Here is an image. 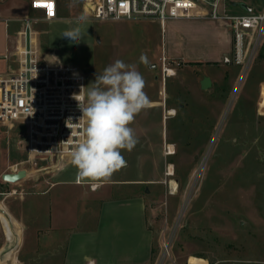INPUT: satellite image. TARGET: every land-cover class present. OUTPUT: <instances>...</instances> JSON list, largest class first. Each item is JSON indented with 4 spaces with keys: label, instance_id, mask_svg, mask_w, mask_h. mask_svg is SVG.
I'll return each mask as SVG.
<instances>
[{
    "label": "rangeland",
    "instance_id": "obj_1",
    "mask_svg": "<svg viewBox=\"0 0 264 264\" xmlns=\"http://www.w3.org/2000/svg\"><path fill=\"white\" fill-rule=\"evenodd\" d=\"M224 6L237 11L230 0H221L220 11ZM80 16L85 15L72 17L70 28L64 25L51 37L61 59L79 62L88 85L117 59L134 65L151 101L131 125L139 142L131 152L122 150L126 165L100 189L147 198L156 234L154 261L167 247L171 256L163 264H172L171 259L178 264H264V40L246 69L223 63L213 53L215 34H223L219 20L168 19L162 26L157 18L86 16L79 25L83 39L72 43L62 36L78 26ZM222 39L231 54L230 34ZM15 69L11 63L9 71ZM205 76L212 84L203 89ZM172 109L173 115L168 113ZM24 131L22 122L0 126V264H61L63 250L54 244L27 249L26 235L24 247L26 229L12 219L14 204L46 216L57 204L54 195L61 198L58 207L67 195H76L81 218L94 183H58L43 193L49 183L39 180H51L59 165L71 163V155L41 156L35 164L24 148ZM169 144L174 145L171 154ZM20 169L29 172L27 178L2 182V173ZM76 171L72 164L57 178H75Z\"/></svg>",
    "mask_w": 264,
    "mask_h": 264
},
{
    "label": "crops",
    "instance_id": "obj_2",
    "mask_svg": "<svg viewBox=\"0 0 264 264\" xmlns=\"http://www.w3.org/2000/svg\"><path fill=\"white\" fill-rule=\"evenodd\" d=\"M32 1L0 0V76L11 72L9 71L11 63L16 68L18 66V50L26 43L23 31L27 18L32 19L34 33L32 40L36 42L41 60L49 62L50 57L51 62L54 59V61L62 63H75L77 65L79 63L75 60H62L59 49L54 48L51 44V37L64 25H68L70 28L72 17L79 14L91 16L89 0H76L75 3L74 0H54L57 13L52 19L45 17L44 9L33 8ZM230 1L237 11L231 13L227 11L226 6L222 11L226 10L231 15L250 12L239 4L241 2L250 6L251 11H259L264 7V0ZM180 19L199 20V18ZM219 21L220 26H223V34H215L216 45L213 53L220 57L219 60H222L225 55H230L228 50L224 49L222 37H225V34L227 36L230 34L233 47V34L229 21ZM165 23L161 25L164 26ZM219 51L221 52L219 53ZM210 53L212 54V52ZM7 54L9 58H6ZM70 165L72 164L69 161L59 165L61 170L53 173L51 180H39V184L49 183L47 188H43L42 192L44 193L58 183H69L76 186L94 183L91 187V197L83 210L86 214L80 218L79 200L76 195H65L66 201L63 200L64 203L61 201L59 207L58 200L61 198L54 195L52 199L57 204L50 208V212L46 216L36 215L30 210L27 211L14 204L12 219L26 229L24 230V247H26V235H29L30 244H28L27 249H31L35 243L42 244L48 249L51 248V244H54L55 248L62 249L63 260L61 264H67V262L72 264L152 263L156 254V234L151 223L147 198L140 193H132L127 196L108 194L107 191L100 189L107 180L81 178L77 175L78 169L75 178H57L60 172ZM23 198L25 195L21 197V199Z\"/></svg>",
    "mask_w": 264,
    "mask_h": 264
},
{
    "label": "built area",
    "instance_id": "obj_3",
    "mask_svg": "<svg viewBox=\"0 0 264 264\" xmlns=\"http://www.w3.org/2000/svg\"><path fill=\"white\" fill-rule=\"evenodd\" d=\"M88 3L91 16L99 20L149 17L159 19L161 24L180 18L229 21L233 52L225 55L223 62L246 65V69L264 40V7L259 11L231 15L226 10L220 11L221 0H89ZM32 7L44 9L47 19L54 18L57 13L54 0H33ZM23 35L26 43L18 50L17 68L0 76V126L24 124V148L29 160L37 164L41 156L71 155L82 140L84 122H79L82 113L72 97L79 94L81 85L88 86V78L75 63L41 60L36 42L32 40L31 18L25 20ZM248 40L253 41L246 55ZM1 180L14 184L2 177ZM170 256L166 247L162 256L150 264H163ZM171 261L178 264L174 259Z\"/></svg>",
    "mask_w": 264,
    "mask_h": 264
},
{
    "label": "clouds",
    "instance_id": "obj_4",
    "mask_svg": "<svg viewBox=\"0 0 264 264\" xmlns=\"http://www.w3.org/2000/svg\"><path fill=\"white\" fill-rule=\"evenodd\" d=\"M87 19L80 16L78 26L66 30L62 37L79 43L83 39L79 25ZM140 59L144 61L145 56ZM145 87L135 66L117 59L102 73H96L87 87L81 85L79 94H73L82 113L79 122H84L83 138L71 152V163L79 177L107 180L126 165L122 150L131 152L139 142L131 125L151 103ZM85 89L86 94H82Z\"/></svg>",
    "mask_w": 264,
    "mask_h": 264
},
{
    "label": "water",
    "instance_id": "obj_5",
    "mask_svg": "<svg viewBox=\"0 0 264 264\" xmlns=\"http://www.w3.org/2000/svg\"><path fill=\"white\" fill-rule=\"evenodd\" d=\"M244 9L248 10V11H251V7L248 6L246 3H239ZM150 66V65H149ZM151 66H155V65H151ZM202 88L203 89H206L208 87L211 86L212 84V81L210 79V77L208 76H205L202 80ZM126 161V159H125ZM28 175V171L26 169H20L18 170L17 172H4L2 173L1 177L2 179L4 180H7V181H11L13 183H16V182H19L23 179H25Z\"/></svg>",
    "mask_w": 264,
    "mask_h": 264
},
{
    "label": "bare ground",
    "instance_id": "obj_6",
    "mask_svg": "<svg viewBox=\"0 0 264 264\" xmlns=\"http://www.w3.org/2000/svg\"><path fill=\"white\" fill-rule=\"evenodd\" d=\"M170 72V71H169ZM176 112V111H175ZM169 114H172L173 115V113H174V111H173V109L172 110H170L169 112H168ZM168 153H173L174 152V145L173 144H169V146H168ZM169 173L171 174L172 173V165H171V167H170V171H169Z\"/></svg>",
    "mask_w": 264,
    "mask_h": 264
}]
</instances>
